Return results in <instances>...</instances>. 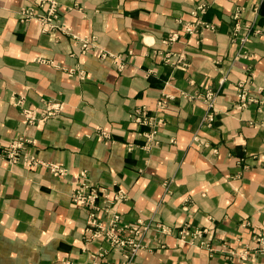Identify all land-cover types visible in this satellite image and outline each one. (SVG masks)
Wrapping results in <instances>:
<instances>
[{
  "label": "crops",
  "instance_id": "obj_1",
  "mask_svg": "<svg viewBox=\"0 0 264 264\" xmlns=\"http://www.w3.org/2000/svg\"><path fill=\"white\" fill-rule=\"evenodd\" d=\"M50 1L73 34L94 35V50L80 53L71 35L20 20L24 8L45 13ZM198 5L204 11L192 14ZM42 101L62 109L26 123L21 109ZM140 108L153 139L152 126L131 119ZM19 138L66 173L9 163L2 150ZM83 171L124 189L114 209L122 223L152 226L129 264H264L254 239L264 235V0H0V264L120 263L90 238L88 208L70 199ZM181 229L202 234L189 243Z\"/></svg>",
  "mask_w": 264,
  "mask_h": 264
},
{
  "label": "built area",
  "instance_id": "obj_2",
  "mask_svg": "<svg viewBox=\"0 0 264 264\" xmlns=\"http://www.w3.org/2000/svg\"><path fill=\"white\" fill-rule=\"evenodd\" d=\"M38 6H43V2L37 3ZM204 5H198L192 14L197 12L202 13L204 11ZM36 18L40 25L41 30H60L68 35H71L78 43L80 47V53L86 54L94 50L95 47V37L94 35H84L80 36L78 34H73L69 27L60 21L56 3L50 1L46 8L45 13L38 14L34 7H26L20 13V20L28 21ZM204 28H212V25L206 24L204 22H198ZM183 29L188 33H193L196 31V24L186 23L183 25ZM242 40H245L242 39ZM101 58L107 56L104 51H98ZM71 74V70L68 71ZM80 75V74H79ZM239 88L242 85L239 84ZM239 105L238 107L244 106L247 99H245V93L243 89H239L238 92ZM203 99L207 105V112L202 117V123L210 125L215 119V94L208 90L204 93ZM17 100L16 103H20ZM161 104V101L159 102ZM62 109L61 102L52 101H42V105L38 109L22 108L21 113L25 118L26 123H33L39 120H45L47 118L53 117L59 113ZM131 119L138 125H150L152 130L146 134L147 139H153L155 134V124L151 117H149L145 111V108L136 109L131 114ZM96 134L100 137H107V133L98 128L96 129ZM29 140L26 138H19L11 141L6 148L2 150L3 156L9 163L21 162L27 167H33L38 165L46 166L50 172L55 175H64L66 169L60 165L54 163H45L37 159L29 150H27V144ZM126 192L124 189L109 190L105 186L96 185L91 183L83 172L79 173V179L75 182L72 191L70 193V199L73 203L84 206L88 208L87 212V230H89V236L91 239H103L106 241L110 250L115 251L119 254L121 261L119 264H129L136 252L143 247L141 243L142 235L152 227L149 223H145L141 220L135 223H122L120 221V215L114 210L115 205L126 199ZM102 213L105 221L98 219V214ZM155 229L162 232H167L168 229L160 224L154 225ZM180 239H184L189 235L187 242L194 243L195 238L202 234V230L193 229L188 232L184 229L179 231ZM260 245V250H264V235H258L254 238ZM202 244V243H200ZM105 251H100L98 256H102ZM63 264H71L68 261H64ZM97 264V263H93Z\"/></svg>",
  "mask_w": 264,
  "mask_h": 264
}]
</instances>
